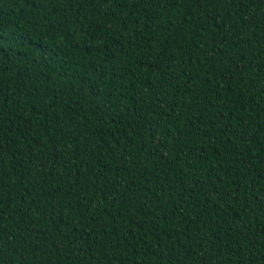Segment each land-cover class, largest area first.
<instances>
[{"label": "trees", "instance_id": "obj_1", "mask_svg": "<svg viewBox=\"0 0 264 264\" xmlns=\"http://www.w3.org/2000/svg\"><path fill=\"white\" fill-rule=\"evenodd\" d=\"M0 264H264V0H0Z\"/></svg>", "mask_w": 264, "mask_h": 264}]
</instances>
